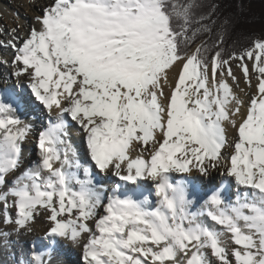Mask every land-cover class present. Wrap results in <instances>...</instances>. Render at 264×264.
I'll list each match as a JSON object with an SVG mask.
<instances>
[{
  "label": "snow or ice",
  "instance_id": "6c2138e0",
  "mask_svg": "<svg viewBox=\"0 0 264 264\" xmlns=\"http://www.w3.org/2000/svg\"><path fill=\"white\" fill-rule=\"evenodd\" d=\"M218 7L53 0L16 49L14 73L27 76L50 120L39 161L0 192V222L31 231L46 213L50 243L79 245L88 235L84 264H264V38L226 53L225 20L212 43L197 44ZM233 60L249 87L257 80L243 115ZM14 103L0 101V187L19 169L31 131ZM66 117L83 129L95 167L123 182L111 194L66 142ZM226 125L237 132L227 176L244 191L229 202L218 187L195 210L204 189L190 174L207 177L227 159ZM149 180L155 204L141 184ZM29 264H46L44 254L33 251Z\"/></svg>",
  "mask_w": 264,
  "mask_h": 264
},
{
  "label": "bare ground",
  "instance_id": "6f19581e",
  "mask_svg": "<svg viewBox=\"0 0 264 264\" xmlns=\"http://www.w3.org/2000/svg\"><path fill=\"white\" fill-rule=\"evenodd\" d=\"M0 1L6 6L5 11H3L2 8L0 7V14L1 13L4 14V17L0 18V34H1V31H4L6 33V35L9 34L10 32L13 33V30L15 29L14 26H16L17 24L21 25V33L17 32V35H16L17 37L14 40L15 46H17V48L22 46V41L27 37L29 31L33 28V26H34V28H37V29L39 28V24L37 23L36 18L38 16L42 15L43 9H46L47 7L51 6L53 3V0H0ZM15 16L17 17V19H19L17 24H16V22H14L12 20L10 21V19L12 17H15ZM4 32H2V33H4ZM24 33H25V35L23 36ZM15 49H16L15 47H13L12 45L9 44V51H11L13 53H14V51L17 52V50H15ZM9 51L7 50L8 53H9ZM8 53H7V56H8ZM6 60L8 61V59H6ZM11 61L14 62V59H12ZM16 64L17 63H15V65ZM18 65L22 67V65H20V64H18ZM0 66H2L1 62H0ZM19 66H17V67L19 68ZM249 66H251V65H249ZM232 71H233L235 77L237 78V80L239 81L238 85L233 84V90L236 92V94L242 100L245 101V107L241 110L242 115H243L246 113V106H247V103H248L250 97L256 93V84H257L256 76H255V74H253L252 82H251L252 86L249 87L245 83V79H244L243 73H242L240 68L232 69ZM1 79H2V72L0 71V90H4V87L6 88V87H9L10 85L7 82H5L6 80L4 81V78L2 80ZM19 81H20V83L18 85H19V88H21L20 89L21 94H18V97L14 98V99L7 96L6 98L2 99L1 101H12V102L15 101L14 104L17 105L19 107L18 110H20V113L18 114V116L26 124H30V125L34 126L35 129H34L33 133H37L36 130L39 127H41V125H42V121H43L42 117H44L46 119V122L48 124H49L50 117H49L46 109L43 108L44 110H42L41 106H39L37 104H31L28 101V96L26 95V90H28V89L30 90V88L28 87V84H27V82H29V79L27 78V76L19 77ZM228 82L230 84L233 83L231 81V78H228ZM166 91H167V89H166ZM22 115L27 120L23 119ZM66 119H68V118L66 117ZM69 119L71 120L70 117H69ZM237 119L239 120V117H237ZM72 122H73L74 128L75 127L81 128L77 124V122H75V121H72ZM225 127H226L227 140H228V145H229L227 147V149L230 148V152L227 153L225 149L223 150V154L227 158L225 161H223V164H227L226 166H228V168H229L230 167V156L233 154L232 145L234 144V142L237 139V132L230 125H226ZM75 130L76 129H73L71 131L74 132ZM82 133H83L84 141L86 142V135H85L83 130H82ZM31 139L32 140L34 139V137L32 135H31ZM70 139L71 140H70L69 144L74 149V147L76 145L75 139H72L71 137H70ZM72 142H74L75 145L74 144L72 145ZM26 145H27V143L23 142L22 152L24 155H27V153L30 152L29 150L26 149ZM82 147L85 148L84 153H83L84 155L82 157H79V160H80V163L82 164V166L87 167V165L83 164L82 162L83 161L85 162L86 158H87V161L91 162V160H90L91 158H90V155H88V153H87V148L84 146H82ZM37 152H39V149H37ZM24 155H21V164H20L19 169L16 172L9 174L6 177V184H5L6 187L3 186V188L1 189L0 192L6 191L9 187H11L15 183V181L13 179L15 175H16V177H19L26 170L34 167L36 162L39 161V154H33L31 156L32 158H30V156L25 157ZM132 155H133V157H135L137 155H140V153H139V151H134L132 153ZM143 155L145 158H147L148 153L145 152V153H143ZM91 163L94 164V162H91ZM92 164H91V166H92ZM31 165H33V166L31 167ZM226 166L223 170L226 169ZM217 171H218V165L215 168H212L211 171H209L210 175L205 177L206 179H208V182L207 183L203 182V184L201 186L204 190L207 189V186L211 184L214 175L217 174ZM221 173H219V174L221 175ZM224 174L227 175V172L223 173V175ZM94 175L99 176V180H98L99 185H102L107 190V194H111V192H112L111 190L114 189L116 187V185H118V184L123 185V182L119 181V179L115 175H113L111 170L104 172L103 175H100L98 173H95ZM172 176L174 178H179V174H177V173H173ZM196 176L202 182V179H201L202 175L198 171H195V170L190 174V179H192L193 182L196 183V181L198 179V178H196ZM141 184H143L144 186L148 185L149 187H151L152 190H154L153 186H152L153 182L150 180L149 181H141ZM149 197H150V195H149ZM153 197H154V199L150 198V200L153 202V204H155L156 197L154 196V194H153ZM203 197H204V193L202 191L201 193H199V195L197 197L199 202H198L195 210H199L203 206V200H204ZM204 220H205V223H207L209 225L212 224V222L210 220H208V218L204 217ZM89 224L94 229V227H95L94 223L89 222ZM50 225H51V222L48 219L46 213L37 215L34 223L32 224V230L31 231H21V232H19L18 235H15L12 233V231L15 230L13 226H5V225L0 224V234H1L0 246L3 244H6V242H8V241L9 242L15 241V243H16V244L12 245L13 251H11V253H13V256L15 257V262H11V264H15L16 261H18V263L20 261H22L23 262L22 264H29V260H30L29 253L31 256L33 251L44 254V259L46 261V264H78L77 260L79 257H81L83 260V243L86 242V240L88 239V235L87 234L84 235V237L81 240V244H79V245L76 244V246H72V244H71L70 248L68 249L66 246H64V244L69 245V242H67V239H57L56 242L53 244V243H50L49 239L45 238L44 235H46ZM216 227H217V230H219V227L218 226H216ZM5 232L7 233L6 236L4 235ZM16 233H18V232L16 231ZM17 238H19V240H17ZM44 239L47 241V243H46V241H44ZM21 242L25 243V245H22V246H24L23 249L20 246ZM58 242H61V243H58ZM42 244H44L45 246L47 245L50 248L48 250L44 249L43 251H40L39 247L42 246ZM6 246H11V243H8ZM18 247H19V250H22L21 251L22 255H18V250H17ZM72 249H74L75 251H72ZM0 253H2L1 249H0ZM5 259L6 258H4V259L0 258V264H6Z\"/></svg>",
  "mask_w": 264,
  "mask_h": 264
},
{
  "label": "rangeland",
  "instance_id": "374dc122",
  "mask_svg": "<svg viewBox=\"0 0 264 264\" xmlns=\"http://www.w3.org/2000/svg\"><path fill=\"white\" fill-rule=\"evenodd\" d=\"M0 7L2 8V10L3 11H5L6 10V6L0 1ZM45 9H43V11H44ZM42 14H43V12H42ZM27 15V14H26ZM1 17H4V14H0V18ZM29 18V17H28ZM31 19V18H30ZM14 21V22H16V24L18 23V21H19V19H17V17L15 16V17H12L11 19H10V21ZM31 25V24H30ZM14 28H15V30L16 31H13V33L12 32H10L9 34H7L6 35V33L4 32V31H1V34H0V60H3V64H2V66H0V71L2 72V79L4 78V81L6 80V82L10 85V88H12L13 90H20L21 88H19V83H20V81H19V78H17L15 75H14V73L17 71V70H19V68L21 67V66H19L18 65V63L16 64L17 66H19V68L15 65V58H16V56L18 55V53L17 52H15L14 51V53L13 52H11V51H9V44L10 45H15V42H14V40L16 39V35H17V32L19 33H21V25L20 24H17L16 26H14ZM33 28H34V26H33ZM2 32H4V33H2ZM25 32V31H24ZM4 34V35H3ZM25 35V33L23 34V36ZM11 36V37H10ZM13 38V39H12ZM8 42V43H7ZM13 47H15L16 49H17V46H13ZM9 51V53L7 52V50ZM15 49V50H16ZM7 53H8V56H7ZM4 56V57H3ZM6 56V57H5ZM6 59H8V61L6 60ZM12 59H14V62H12L11 60ZM239 62L238 61H235V60H233L232 62H231V66H232V69H236V68H239V67H237V64H238ZM249 63V65H251V62L249 61L248 62ZM4 74V75H3ZM17 78V79H16ZM1 79V80H2ZM27 84H29V82H27ZM28 88V87H27ZM26 95L28 96V101L31 103V104H37V105H39V106H41V109L42 110H44L43 109V106L42 105H40L39 104V102L38 101H36L35 100V98H34V96L31 94V89L29 90H26ZM17 113L19 114L20 113V110H17ZM22 117H23V119H26L23 115H22ZM43 119V121H44V117H42ZM68 119H67V123L69 124V127H70V131H68L67 132V136H66V142L69 144V142H70V137L72 138V139H75V143H76V145H75V143L74 142H72V145L74 144L75 145V147H74V150H75V152H76V154H77V158L79 159V157H82L84 154V149L85 148H83L82 146H84V147H86L87 148V144H86V142L84 141V138H83V133H82V128H79V127H72L73 129H76L74 132L73 131H71V125H73V122L69 119V117H67ZM21 119V118H20ZM27 120V119H26ZM43 121H42V126H44L45 127V121H44V123H43ZM43 127V128H44ZM34 129H35V127L34 126H32L31 125V131H30V133H29V135H28V137H27V139L24 141V142H26L27 143V145H26V149L27 150H29L30 152H28L27 153V155H24L23 154V152H22V155H24L25 157H28V156H30V158H32L31 156L33 155V154H39V152H37V149H38V138H39V135L37 134V133H33L34 132ZM78 131V132H77ZM79 134V135H78ZM31 135L34 137V139L32 140L31 139ZM70 136V137H69ZM31 140V141H30ZM29 144V145H28ZM70 145V144H69ZM72 147V146H71ZM30 148V149H29ZM226 150V152L227 153H229L230 152V148H226L225 149ZM87 153H88V155H90L89 154V152H88V149H87ZM30 160V159H29ZM91 160V159H90ZM80 161V160H79ZM92 162V161H91ZM90 162V165L92 164ZM83 163V162H82ZM84 164V163H83ZM227 164H223V162H221V164H219L218 165V171H217V174L216 175H214V177H213V179H212V182H211V184L210 185H215V186H217L219 183H218V181H222V179L225 177V175H223V173H225L226 171L225 170H223L224 168H225V166H226ZM33 165H31V167H32ZM90 168H92V173H93V175L95 174V173H98V174H100V175H103V173L102 172H100L99 170H97L96 168H95V165L94 164H92V166H89ZM211 169L212 168H209V171H211ZM97 170V171H96ZM222 172V173H221ZM219 173H221V175L219 174ZM95 177V179L97 180L98 178H99V176L98 175H95L94 176ZM104 177V176H103ZM18 177H16V175L14 176V181H16V179H17ZM196 178H198L197 176H196ZM202 182H201V180L198 178L197 179V181H196V184L198 185V186H202V184H203V182L204 183H207L208 182V179H206L204 176H202ZM218 179H220V180H218ZM207 180V181H206ZM11 185V184H10ZM236 186V183H235V180H234V178H233V183H232V185L230 186V191L234 188ZM6 187V186H5ZM208 187H209V185H208ZM3 187H0V191H1V189H2ZM235 192V191H234ZM232 193H233V190H232ZM230 194H231V192H230ZM207 218V217H206ZM0 224H2V225H5V226H11V225H8V224H3V222H0ZM6 233V232H5ZM12 233L13 234H15V235H18L19 233H16V230H13L12 231ZM0 236H1V234H0ZM45 236V238H46V235H44ZM226 239H229L228 237H226ZM17 240H19V238H17ZM44 241H46L45 239H44ZM17 242V241H16ZM67 242H69V245L68 244H64V246H66L68 249L70 248V245L72 244V246H76V244H74V243H72L70 240H67ZM84 242V241H83ZM8 243H11V246H6ZM46 243H47V241H46ZM58 243H61V242H58ZM13 244H16L15 243V241L14 242H6V244H3V245H1L0 246V249L2 250V253H0V258H2V259H4V258H6L5 259V263L6 264H11V262H15V257L13 256V253H11V251H13ZM229 244H230V239H229ZM22 245H25V243H20V246L22 247V249L24 248V246H22ZM42 246H44V247H49V246H45L44 244H42ZM41 246V247H42ZM12 249V250H11ZM17 250H18V255H22V253H21V251L22 250H19V247L17 248ZM72 251H75L74 249H72ZM30 254V253H29ZM19 259V258H18ZM77 263L78 264H84V262H83V260H82V258L81 257H79L78 258V260H77ZM15 264H18V261H16V263Z\"/></svg>",
  "mask_w": 264,
  "mask_h": 264
},
{
  "label": "trees",
  "instance_id": "16d2710c",
  "mask_svg": "<svg viewBox=\"0 0 264 264\" xmlns=\"http://www.w3.org/2000/svg\"><path fill=\"white\" fill-rule=\"evenodd\" d=\"M204 3L219 6L213 16L216 25L212 33L204 34L196 41L197 44L201 41L212 43L225 20L232 21L223 46L226 53L238 54L250 47L254 40L264 38V0H204Z\"/></svg>",
  "mask_w": 264,
  "mask_h": 264
}]
</instances>
